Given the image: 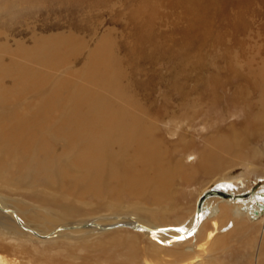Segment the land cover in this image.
I'll return each instance as SVG.
<instances>
[{
  "label": "bare ground",
  "instance_id": "obj_1",
  "mask_svg": "<svg viewBox=\"0 0 264 264\" xmlns=\"http://www.w3.org/2000/svg\"><path fill=\"white\" fill-rule=\"evenodd\" d=\"M4 44L0 42V50L6 52L0 56L3 251L17 258L22 255L21 264H73L68 262L69 249H62L56 257H39L41 252H33L23 239L75 233L85 241L90 230L131 224L148 238V254L157 260L150 264H244L234 256L222 259L219 253L226 250L235 231L247 229L251 220H264V187L241 199L242 192H253L246 178L249 174H222L213 192H202L206 199L199 207L200 195L194 198L189 189L200 174L221 164L223 155H233L230 150L236 148V140L219 138L202 149L183 130L185 124L191 125L188 119L173 115L160 124L144 112L133 111L129 96L121 89H109L108 83L107 92L95 98L87 112L77 115L79 111L73 110L80 103V89H72L62 78L49 81L44 72L29 64L31 56L16 55ZM63 47L40 48L39 60L46 63L56 58ZM66 112L68 125L62 120ZM170 114L167 109L159 111L163 118ZM166 135L175 138L170 142ZM240 144L245 148V141L238 142L241 149ZM187 151L195 155V162L182 159ZM251 163L245 161L249 167ZM132 215H136L134 220ZM89 220L96 225H86ZM84 250L86 262L142 263L136 246L99 254H89L88 246ZM0 264L16 261L0 256Z\"/></svg>",
  "mask_w": 264,
  "mask_h": 264
},
{
  "label": "rangeland",
  "instance_id": "obj_2",
  "mask_svg": "<svg viewBox=\"0 0 264 264\" xmlns=\"http://www.w3.org/2000/svg\"><path fill=\"white\" fill-rule=\"evenodd\" d=\"M0 42L16 55L31 56L29 64L49 81L62 78L72 89H80V103L73 110L77 115L107 92L108 83L109 89L129 96L133 111L160 124L173 115L188 119L192 126L185 124L183 130L202 149L219 138L236 140L233 155H223L221 164L189 185L194 198L216 189L215 180L222 174H249L253 192H242L241 199L264 187V0H0ZM61 44L63 52L56 58L39 60L40 48ZM5 54L0 50L1 57ZM164 109L171 112L165 118L159 116ZM62 120L68 125L67 112ZM248 133L258 137L251 139ZM165 137L170 142L175 138ZM242 141L246 145L240 144V149ZM191 154L185 152L182 159L195 162ZM249 222L247 229L231 235L224 252L218 250L222 259L234 256L244 264H264V220ZM88 224L96 225L92 220ZM136 228L109 225L101 232L88 231L85 241L75 233L23 240L33 252H41L39 257H56L69 249L68 262L73 264H96L84 261L85 246L89 254L136 246L141 264L156 263L148 254L147 236ZM3 250L0 256L22 263V255L17 258Z\"/></svg>",
  "mask_w": 264,
  "mask_h": 264
},
{
  "label": "water",
  "instance_id": "obj_3",
  "mask_svg": "<svg viewBox=\"0 0 264 264\" xmlns=\"http://www.w3.org/2000/svg\"><path fill=\"white\" fill-rule=\"evenodd\" d=\"M213 190H215V189H214V187H213V188H211V189H209V190H207V192H209V191L211 192V191H213ZM204 194H205V193H204ZM204 194H202V195L200 196V199H199V201H201L202 197H204V196H203Z\"/></svg>",
  "mask_w": 264,
  "mask_h": 264
},
{
  "label": "snow or ice",
  "instance_id": "obj_4",
  "mask_svg": "<svg viewBox=\"0 0 264 264\" xmlns=\"http://www.w3.org/2000/svg\"><path fill=\"white\" fill-rule=\"evenodd\" d=\"M181 231H182V229H181Z\"/></svg>",
  "mask_w": 264,
  "mask_h": 264
}]
</instances>
